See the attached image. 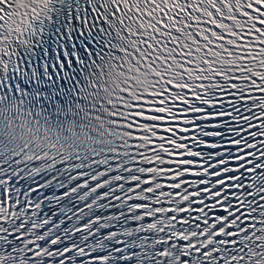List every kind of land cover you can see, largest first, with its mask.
<instances>
[{
	"label": "snow or ice",
	"instance_id": "obj_1",
	"mask_svg": "<svg viewBox=\"0 0 264 264\" xmlns=\"http://www.w3.org/2000/svg\"><path fill=\"white\" fill-rule=\"evenodd\" d=\"M0 264H264V0H0Z\"/></svg>",
	"mask_w": 264,
	"mask_h": 264
}]
</instances>
